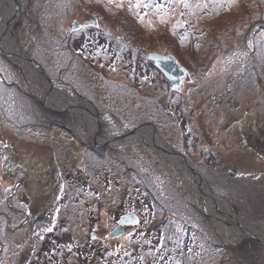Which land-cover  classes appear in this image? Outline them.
Listing matches in <instances>:
<instances>
[{
	"label": "rangeland",
	"instance_id": "1",
	"mask_svg": "<svg viewBox=\"0 0 264 264\" xmlns=\"http://www.w3.org/2000/svg\"><path fill=\"white\" fill-rule=\"evenodd\" d=\"M183 2L26 0L28 9L13 33L20 47L44 60L45 51L35 47L33 37L37 17L51 20L58 12L53 20L64 26L60 34L68 36L70 48L44 60L54 72V90L63 92L60 99L53 98V107L49 104L52 110L37 101L23 69L0 53L4 79L32 94L42 110L21 113V118L28 114L22 118L27 125L15 133L1 111L10 107L3 96L16 95L0 81V229L12 236L4 264H27L30 259L31 264H264L263 234H257L262 242L245 234L226 239L202 200L197 206L186 201L202 217H186L187 231L183 217H170L169 207L157 204L134 180V171L110 172L103 167L105 159L100 164L89 160L100 153L92 146L86 115H78L84 105L91 104L94 116L98 109L100 138L118 137L150 122L159 141L170 145L162 143L161 153H183L210 187L219 189L221 194H215L234 206L233 215L242 216L247 226L264 224V0H191L190 9L182 8ZM192 8L200 14L192 12L190 19ZM75 19L83 25L71 33ZM254 29L258 32L249 35ZM161 49L176 54L188 72L181 94L172 92L164 74L147 60L151 51ZM77 100L82 104L67 109ZM43 113L61 116L49 129L34 126ZM118 151L166 161L184 182L182 170L173 169L159 152L128 145L107 147L102 155L120 164ZM13 159L18 169L11 166ZM7 188L12 193L15 189L17 200L27 205L29 225ZM239 203L246 216L236 210ZM217 215L220 221L231 220L228 212ZM195 217L203 226L193 222ZM123 219L124 228L114 230ZM112 229L115 236L122 235L111 237ZM245 240L255 242H246L251 253L241 250Z\"/></svg>",
	"mask_w": 264,
	"mask_h": 264
},
{
	"label": "trees",
	"instance_id": "2",
	"mask_svg": "<svg viewBox=\"0 0 264 264\" xmlns=\"http://www.w3.org/2000/svg\"><path fill=\"white\" fill-rule=\"evenodd\" d=\"M184 1H186V2H183L181 4L182 8L186 7L188 9H190L189 2H191V0H184ZM46 4L44 3L43 8L46 7ZM52 9H54V10L56 9L54 6V3H53ZM193 10H194V8H192L190 10V12H191L190 19H192V16L194 13L200 14L199 12L193 11ZM192 12H193V14H192ZM57 14H58V12L55 13V15L53 16V18L51 20H46L47 17H45V16L44 17H42V16L37 17L39 27L36 31H34L35 33L33 34V37L37 39L35 47L36 48L39 47L45 51L43 54L45 61L48 60V56L50 57V56L62 55L63 50H67L70 48L69 44H68V36L67 37L63 36L64 32L62 34H60V29L64 30L65 29L64 26L62 24L58 25V22L53 20L55 17H57ZM50 27H52V30L56 33V35H59V39L54 37L53 33L49 30ZM256 32H258V31L254 29L253 31H251V33H249V35H254ZM237 41L240 42L241 40L238 39ZM159 51L161 52V51H163V49H161ZM68 54H70V53H68ZM71 55L75 56L74 54H71ZM174 55H176V54H174ZM236 56H235L236 60L241 59L239 55H236ZM59 59H60V57L57 58V62H56L58 69H59V64L62 63ZM44 60L40 58L37 61L41 62L43 64V66L46 69L49 76L51 74H54L53 70H51L49 65L47 63H45ZM0 79H3L0 81L3 82V84L2 83L1 84H2V87L5 89V91L10 92L12 90L13 93L16 95V97H14V95L9 97V95L7 93L6 96H3V98H6V100L8 101V104L10 105L9 109H11V110L2 106V110H3V111H1L2 112V119L4 120V122L7 123V125L15 133H21L20 130L22 129L23 125H27V122L22 121V118H27L26 115H28V114L27 113H26V115L23 114L22 118H21L20 114L24 113V112L32 111V110H35V112H36V109L37 110L40 109V107L38 109L39 104L34 99L30 98V95L28 94V92H26L25 90H22V88L18 87V85H15L14 81H12V82H14L12 85L10 84V82H7L4 79V74L1 71H0ZM165 85H166V83H165ZM32 102L35 105V107L32 105H29V104H32ZM36 106H37V108H36ZM25 108H26V110H25ZM45 114L43 113V116L39 117L40 119H36V118L34 119V120H36V123L34 124V126H38L40 128L42 126H44V127H47L49 129L56 122V120H58L56 117L61 116V115H56V114H52V113L49 116H46ZM29 117H30V115H29ZM62 119H64V118H62ZM123 124H124V122H123ZM171 145H172V143H171ZM0 147L3 150V147L2 146H0ZM105 149L98 150V151L96 150L97 152L100 153V154L97 153L98 155L95 154L96 153L95 149H94L95 153L93 150H91L93 153L92 152H89V153L96 155V157L89 159L91 161V163L96 161V164H100L101 160L105 159L103 161V163H106V161L108 163L106 165H103V167H108L110 172L113 169L123 171L124 168H127L129 170L134 171V173L137 175V177H134V180H136L140 185L144 186V188L148 189V191L150 193H152L153 197L155 198V202L159 205H161L162 203L166 204L169 207V210L167 212L170 214L169 216L172 218H182L183 217L182 222L184 224V227H186V228L188 227V224L184 220H186L188 223L190 221L185 219V218L188 217L190 214L191 215L196 214L197 211L193 207V205L186 202L187 200L185 199V197L181 193L179 187L173 183L169 172L166 170V168L164 167V165L161 162L152 161L147 155L134 156V155L129 154L125 151H121V152L118 151V153H116L115 156H117L116 159H118V162H120V164H116L114 160H112V159L106 160V155H105V157H104V155H102V154H104L103 151ZM4 155H5V161H6L8 156L5 153H4ZM107 159H109V158H107ZM13 165L17 166V169L20 167L14 161V159L11 162L12 167H13ZM118 165L123 166V167L122 168L116 167ZM23 177H24V174H23ZM23 177H21V178H23ZM208 184H209V182H208ZM209 186H210V184H209ZM8 189H11V191L9 193L7 192V194H11L12 188H7V191H8ZM0 190L2 192H4V188L2 187L1 184H0ZM218 190L217 189L213 190V192H215L217 194H221ZM17 194H18V192L14 193L13 206L16 205V206L21 207L22 211L24 212V214L21 215V218H23L24 220L25 219L28 220L26 225H29L28 223H30V221H29L30 217L28 216L29 213H28L27 205H25L23 202L17 200ZM229 199L232 200V198H229ZM240 204L241 203H239V206H238V204H235L236 210L238 211V213L245 215L246 212L243 210L244 208L241 209L242 207ZM12 209H14L13 207L10 208V210L14 211ZM190 211H191V213H190ZM196 215L202 219V217L200 216L201 213H200V215L199 214H196ZM198 217L193 218L192 219L193 222L198 223L201 226H203L201 221L198 219ZM7 219H8V215H6V214L3 215L2 221L6 222ZM189 230H190V228L188 227L187 231H189ZM53 241L56 242L55 239H53ZM11 242H12V236H11L9 230L4 231V230L0 229V264H4L2 261V258L9 254V252H7L6 250H11L12 247H11V245H9ZM246 242L252 244L253 246H255V242L253 240H245L244 242L241 243V250L244 251L245 253H251L252 251H250L248 246H246ZM219 246L220 245H218L217 248H219ZM159 249H161V248L159 247ZM27 264H31V259L29 260V262H27Z\"/></svg>",
	"mask_w": 264,
	"mask_h": 264
},
{
	"label": "bare ground",
	"instance_id": "3",
	"mask_svg": "<svg viewBox=\"0 0 264 264\" xmlns=\"http://www.w3.org/2000/svg\"><path fill=\"white\" fill-rule=\"evenodd\" d=\"M26 0H0V49L12 58V61L17 63L25 72V74L31 79L32 88L36 89L35 95L40 100L48 98V105L54 106V97L60 99L61 91L51 89L46 83V79L41 74L40 70H37L34 65H31L25 61V51L17 43L13 33L15 24L21 15L22 11L25 9ZM42 75V76H41ZM79 101V100H77ZM91 104L84 105L82 111H78V115H86V123L91 134L92 139H95L98 144H102L104 139L99 138L96 135L97 120L96 116L93 114L91 109ZM88 115V116H87ZM155 131L150 126H144L142 133L131 137L125 141L119 143V145H138L145 152H160L158 150V139L155 138ZM161 138V137H160ZM161 144L168 147L167 143L162 139ZM169 164L172 165L173 169H181L184 175V182H181L176 174L171 170V167L167 166L166 161H161L167 168L171 177L176 181V183L181 187L184 196L188 199L193 200L195 204H198L201 200L204 204V210L206 213L211 215L216 219V225L221 233L226 239L239 238L242 234H252L257 235L258 233L264 235V225L258 227L251 226L248 227L238 218L232 217V205L219 196L214 194L209 195L208 186L205 183L204 178L198 175L196 178L192 175L187 162L177 155H167L161 153ZM198 183L203 186L205 192H202L198 186ZM208 193V194H206ZM213 196V197H212ZM219 212H228L229 218L231 220L229 223H223L219 220L217 215Z\"/></svg>",
	"mask_w": 264,
	"mask_h": 264
},
{
	"label": "water",
	"instance_id": "4",
	"mask_svg": "<svg viewBox=\"0 0 264 264\" xmlns=\"http://www.w3.org/2000/svg\"><path fill=\"white\" fill-rule=\"evenodd\" d=\"M26 6H27V4H26ZM26 9H27V7H26ZM79 26H80V24L78 22H74L71 25V30L74 31V30L78 29ZM25 54H26L25 61H27L31 65H34L35 67L40 69L42 75L45 77L47 82H49V84L51 86V89H53L52 81L50 80L49 76L47 75L45 70L42 68V66L39 65L35 60L30 59L27 52H25ZM149 60L162 70V72L164 73V75L166 77V80L168 81V83L170 85V88L172 90L181 91V86H182V83H183V79L185 78V76L187 74V71L178 63V60L176 59L175 56H173V55H161V54H158V53H151L149 55ZM39 101L41 103H43V105H45L48 109L52 110L51 107L48 105V98H46L44 100H40L39 99ZM82 101H84V98H82ZM76 104L80 105L82 103H80V101H79V102L74 103L73 105H68L67 109L68 108H72ZM63 110H65V109H63ZM95 114H96V120H97L96 135H99V133H100V118H99V114H98V109L96 107H95ZM147 124L149 126L150 125L153 126V128L155 129L154 130L155 131V135L154 136H155V138L158 139V142H159L158 143V149L159 150H163L162 144L159 141V137H158L159 134H158V131H157L156 127L153 124H151V123H147ZM142 127L143 126H140V127L135 128V129L129 130V131L125 132L120 137H117V138H114V139H107L102 144H98L95 139H92V142H93L92 146L95 147L96 149H104L106 146H114L116 144H119L123 140H127L128 138L134 137L135 135H138L139 133L141 134L142 133ZM163 152L165 154H167V155H177V156H180L181 158H183L187 162V165L189 166V168L191 170V173H192V175L195 178L200 174V173L198 174V171L196 170L194 164L191 163L189 161V159L183 153L175 151L173 149H167V150H164ZM198 185H199V188L203 190V186L200 185L199 183H198ZM206 185L208 186L207 183H206ZM208 188H209V186H208ZM206 194H208V193H206ZM209 195H212V192L209 191ZM233 208H234V206L232 205V209ZM209 216H210L211 219H213V217L211 215H209ZM231 216L237 217L241 221L245 222L244 218L242 216L236 214V212H234V215L232 214ZM223 223L226 224L227 222H223ZM112 236H115V234L112 233ZM245 236L249 237V238H254V239L262 242L260 237L257 236V235H252V234L246 233Z\"/></svg>",
	"mask_w": 264,
	"mask_h": 264
},
{
	"label": "snow or ice",
	"instance_id": "5",
	"mask_svg": "<svg viewBox=\"0 0 264 264\" xmlns=\"http://www.w3.org/2000/svg\"><path fill=\"white\" fill-rule=\"evenodd\" d=\"M137 6H138V7L140 6L139 3L137 4Z\"/></svg>",
	"mask_w": 264,
	"mask_h": 264
}]
</instances>
